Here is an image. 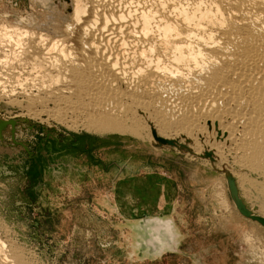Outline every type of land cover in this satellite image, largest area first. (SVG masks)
I'll return each instance as SVG.
<instances>
[{"label": "bare ground", "instance_id": "1", "mask_svg": "<svg viewBox=\"0 0 264 264\" xmlns=\"http://www.w3.org/2000/svg\"><path fill=\"white\" fill-rule=\"evenodd\" d=\"M36 1L14 24L0 20L5 120L189 142L264 218V0H69V14ZM38 11L50 21L38 26ZM8 236L0 224V264H33Z\"/></svg>", "mask_w": 264, "mask_h": 264}, {"label": "rangeland", "instance_id": "2", "mask_svg": "<svg viewBox=\"0 0 264 264\" xmlns=\"http://www.w3.org/2000/svg\"><path fill=\"white\" fill-rule=\"evenodd\" d=\"M29 4L37 1L0 0V20L14 24L31 14ZM37 13L38 26L50 21L51 14ZM7 112L0 105V120L15 133L2 135L8 146L34 137L72 140L41 171L38 185L25 177L23 156L18 162V155H2L0 224L33 264H264L263 229L237 213L223 174L204 161L175 148L155 150L147 141L69 130L46 117L10 122ZM237 189L252 207V196ZM163 212L173 220L178 247L159 257L145 245L156 234L145 216ZM173 239L164 233L162 243Z\"/></svg>", "mask_w": 264, "mask_h": 264}, {"label": "water", "instance_id": "3", "mask_svg": "<svg viewBox=\"0 0 264 264\" xmlns=\"http://www.w3.org/2000/svg\"><path fill=\"white\" fill-rule=\"evenodd\" d=\"M59 2L65 3L66 7L69 6V8L66 9V10H68V13L71 12L70 1L69 0H57V2H55V4H56V7H58V8H59ZM9 126H11V125H9L8 123L3 122V121L0 120V159H2V160H4V158L2 156L4 153L9 155V156H12V154H14V151L17 148H19V147L23 148L24 151H28L27 147H26V144L18 143L16 141H10L11 145L8 146V144L5 143V141H1L2 140V135L3 134H8L10 132L8 130ZM13 127H14V125H13ZM11 132H13V131H11ZM14 134L12 133V137L14 136ZM152 138L154 139V141H156V143L152 144V146L155 147V148H161V149H164V148H169V149L176 148L179 151L180 154H183V155L188 154L189 156L196 157L199 160L209 161L212 169L216 173H222L224 175L229 198H230L231 202L233 203L234 207L236 208L237 213L243 219H245L247 221L249 220V221L257 224L258 226H260L263 229V231H264V218H262L260 216H256L251 211H249V209L247 208L244 200L240 198L239 191L237 189V184H236L235 179L233 178L231 172H229V170H227V169L223 170V171H219L216 168V163L217 162L213 158V154L211 152L206 151L202 155L196 156V155H194V153H192L187 148L186 145L189 142H186L184 145L177 146V143L175 141L161 139V138L157 137L154 134V132H152ZM10 151H11V153H9ZM1 168H4V167H1ZM145 217L147 219L146 222L148 224H150V225H153L154 226V231H156L155 236L152 237L151 240H149L147 243H145L146 247L148 249L156 251V255L159 256V257L165 255L166 253H174L173 248H177L178 247V241H177V236L173 234V232L175 231V227L173 225L174 224L173 220H171L170 218L166 217L164 214H161V213H159L157 215H154V216L147 215ZM156 219L160 220V223H157L155 221ZM137 220H142V217L137 218ZM166 222L170 223V226H171L170 230H168L167 227L165 226L164 223H166ZM164 233L165 234L167 233L169 236H171V238H174L173 242H171V240L170 241L167 240L169 242L168 245L165 244V243L163 244L162 243V236L164 238Z\"/></svg>", "mask_w": 264, "mask_h": 264}, {"label": "flooded vegetation", "instance_id": "4", "mask_svg": "<svg viewBox=\"0 0 264 264\" xmlns=\"http://www.w3.org/2000/svg\"><path fill=\"white\" fill-rule=\"evenodd\" d=\"M66 141H72V140L52 137L50 140L36 141L34 137L32 143L29 142L26 143V147L28 151H24V149L21 147L17 148L14 151V154L17 152L15 155L19 156L18 162H20V156H23L22 159L24 160L26 159V164H24V170H23L26 175L25 177L32 180L35 179L34 184L40 182L42 176L41 171H43V169L44 170L49 169L50 163L52 161L53 163L57 162L55 160L56 156H58L57 152L63 151L61 149L63 148V145ZM30 148L36 151L31 152ZM21 151L26 153V157L25 154L21 153ZM79 155H83V154H79ZM5 164L6 163L2 159H0V168L1 167L5 168Z\"/></svg>", "mask_w": 264, "mask_h": 264}, {"label": "crops", "instance_id": "5", "mask_svg": "<svg viewBox=\"0 0 264 264\" xmlns=\"http://www.w3.org/2000/svg\"><path fill=\"white\" fill-rule=\"evenodd\" d=\"M168 177V176H167ZM170 206V204L168 203V205H167V207H169ZM174 208H176V207H174ZM136 209L138 210L139 208L138 207H136ZM165 212V211H164ZM164 212L162 213V214H164Z\"/></svg>", "mask_w": 264, "mask_h": 264}]
</instances>
